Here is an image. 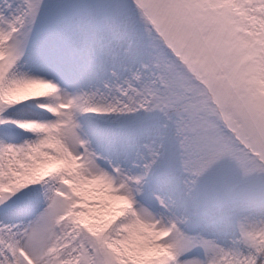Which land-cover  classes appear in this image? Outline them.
<instances>
[{"label": "snow or ice", "instance_id": "1", "mask_svg": "<svg viewBox=\"0 0 264 264\" xmlns=\"http://www.w3.org/2000/svg\"><path fill=\"white\" fill-rule=\"evenodd\" d=\"M0 264H264V0H0Z\"/></svg>", "mask_w": 264, "mask_h": 264}]
</instances>
